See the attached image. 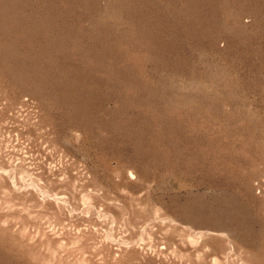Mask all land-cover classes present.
I'll return each instance as SVG.
<instances>
[{
	"label": "rangeland",
	"instance_id": "374dc122",
	"mask_svg": "<svg viewBox=\"0 0 264 264\" xmlns=\"http://www.w3.org/2000/svg\"><path fill=\"white\" fill-rule=\"evenodd\" d=\"M0 264H264V0H0Z\"/></svg>",
	"mask_w": 264,
	"mask_h": 264
}]
</instances>
